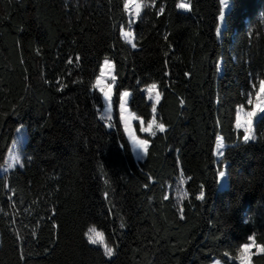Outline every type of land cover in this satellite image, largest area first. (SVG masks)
<instances>
[{"label":"trees","instance_id":"1","mask_svg":"<svg viewBox=\"0 0 264 264\" xmlns=\"http://www.w3.org/2000/svg\"><path fill=\"white\" fill-rule=\"evenodd\" d=\"M124 2L0 0V168L17 131L26 134L22 167L0 174V264H212L249 236L264 245V114L254 140L236 128L264 80V0H231L219 37L220 0H191L187 11L155 0L133 25L136 48L121 35ZM105 57L117 77L111 128L92 87ZM153 83L166 130L151 136L135 123L150 140L137 161L118 96L129 91L148 122ZM93 225L111 257L87 242Z\"/></svg>","mask_w":264,"mask_h":264},{"label":"snow or ice","instance_id":"2","mask_svg":"<svg viewBox=\"0 0 264 264\" xmlns=\"http://www.w3.org/2000/svg\"><path fill=\"white\" fill-rule=\"evenodd\" d=\"M220 3L224 6V8L229 7V0H220ZM131 5H134L135 8V17L140 18L141 11L145 7L155 6V0H152V5H148L144 2V0H125L124 2V8L127 9ZM178 9L183 10H190L191 9V3L190 0L186 2V0H180L179 3L175 5ZM165 9L163 7L159 8V12L163 13ZM220 21H225V13L224 11L220 12ZM134 21L131 19L129 20V26ZM222 34V30L220 27L216 28V35L219 37ZM121 35L125 38L126 42L131 45L132 48H136V43L133 42L134 39V33L131 31L128 32H121ZM167 39V37H165ZM79 57H77V60ZM71 63V61H69ZM115 64L112 63L109 58L105 57L103 60V64L99 66V75L96 76L95 83L92 85L94 89H98L99 93L102 94L103 100L105 102L106 107L104 108V111L106 113H111L113 108V86L117 82V77L115 75ZM110 81V82H109ZM259 91L256 93V100L255 103L253 102L252 98L249 96L247 99V103L249 105H252L251 110L247 111L246 114L242 117L240 114V111H237L236 115V127L237 128H243L244 129V135L243 140L244 142H248L250 140H254L255 136L251 135L253 131V121L254 118H258V114L264 113V80L259 81ZM252 87H255V85H252ZM157 85L155 83L149 85L147 87V93H148V99L152 100V106H151V113L152 118L147 122V125L145 126V122L142 118H138L135 116V114L132 115H126L127 109L125 107L127 103V98L131 95L128 91H123L118 96V105H119V120L123 121V130L125 133H127L129 140L132 144V150L134 152H140L144 155H147L148 153V147L150 144V140L148 139H141L139 136H137L133 130L132 121L139 119L140 121V132L142 133H148L151 136H156L157 131L163 133L166 130V126L163 123H158L156 119V105L160 103V97L161 94L159 92H155V96L153 97V92L156 90ZM243 105H240L239 108L243 109ZM105 117H101V119H104ZM107 127L111 128L113 127L112 124H108ZM219 143V138H218ZM219 155H223V153H219ZM14 165H20V157L14 156L12 158V164ZM219 177L221 180H223L226 177V172L221 170L219 172ZM183 181H181L182 183ZM107 195V194H105ZM197 200L203 201L205 199V193L204 191H200L199 195L196 197ZM181 212V218L183 216V209H180ZM124 225L121 224V227ZM87 237V242L90 245H103L104 248V255L107 257H111L113 255L114 249L112 247H109L108 244L105 241V233L103 231H99L95 225L89 227L87 229V232L85 233ZM248 240L251 241V243H244L239 248V256L237 259L241 262V264H251L252 261V249L255 247L257 252L264 253V245H257L255 241V236H249ZM216 264H220L219 261H216Z\"/></svg>","mask_w":264,"mask_h":264},{"label":"rangeland","instance_id":"3","mask_svg":"<svg viewBox=\"0 0 264 264\" xmlns=\"http://www.w3.org/2000/svg\"><path fill=\"white\" fill-rule=\"evenodd\" d=\"M186 2H188V0H186ZM190 3H191V0H190ZM222 5V4H221ZM230 6H231V0H229V7L228 8H224V6L222 5V11H224L225 15L226 13L229 11L230 9ZM143 10V9H142ZM183 10V9H181ZM183 11H187V10H183ZM126 13H127V24L125 27H122L121 29V32H128V31H131L133 32V25L134 23L138 20V18L135 17V8H134V5H131L129 8L126 9ZM142 13V11H141ZM132 20L134 21L131 26H129V20ZM220 20V18H219ZM219 27L221 28V30L224 29L225 27V21L224 22H221L220 21V24H219ZM123 37V36H122ZM124 38V37H123ZM125 39V38H124ZM133 42H134V39H133ZM111 61V60H110ZM112 62V61H111ZM113 63V62H112ZM220 71H221V66H220ZM259 81L260 80H256L252 83V85H255V87H251V89L248 91L247 93V99L249 98V96L252 98L253 102L255 103V100H256V93L259 91ZM110 82V81H109ZM149 86V85H148ZM146 86L144 88V91L146 92L147 94V97H148V93H147V87ZM113 89H114V86H113ZM129 92V91H128ZM155 92H159L158 91V87L156 88V90L153 92V97L155 96ZM130 93V92H129ZM129 99H130V96L127 98V103L125 105L126 109H127V112L125 113L126 115H132V114H135L134 112L131 111L130 107H129ZM104 101V100H103ZM152 101V100H150ZM153 102V101H152ZM106 107L105 105V102H104V106L101 110V117H105L103 120L106 122V124H112L113 122V108H112V112L111 113H106L104 111V108ZM251 107L252 105H249L248 103H246V105L243 107V109H240L238 107L237 111L239 110L240 111V114L241 116L243 117L247 111L251 110ZM264 113L262 114H258V118H254V121H253V131L251 133V135H254L255 136V131H254V128H255V124L257 122V120L263 115ZM136 117H138L136 114H135ZM140 118V117H138ZM151 120V119H150ZM139 122V119H136V120H133L132 121V126H133V130L135 132V134L137 135L136 131H135V123L136 122ZM144 121V120H143ZM145 122V121H144ZM158 122V121H157ZM159 123V122H158ZM122 125H123V121H122ZM147 125V122H145V126ZM237 128V127H236ZM238 130H241L243 132V135H244V129L243 128H237ZM158 132V131H157ZM126 136H127V139L128 141L130 142V145L132 147V144H131V141L129 140L128 138V135L127 133H125ZM144 134H148V133H144ZM139 136V135H137ZM140 137V136H139ZM141 139H144L142 137H140ZM218 138H219V143H218ZM217 138V141H216V147H215V156L217 158L218 161H220L223 157V155H219V153H223L224 151V148H225V143L223 142V139L221 136H218ZM243 139V137H242ZM26 142V134H25V130L24 129H19L16 133V136H15V140L13 141V144L9 150V153L7 154V158H6V162L5 164L0 168V174H4V173H7L9 171H11L12 169L16 168V167H22L20 165H14V166H11L10 165L12 164V158L14 156H19L20 157V161H21V164L23 165V157H24V151H23V148H24V144ZM133 154L135 156V159L137 161H142L145 159L146 155H144L143 153H140V152H134L133 151ZM223 171L226 172V165H223V168L221 169ZM220 170V171H221ZM219 171V172H220ZM227 186V180H226V177L221 180V178L219 177V187L220 188H224ZM247 243H251V241H248ZM258 245V244H257ZM98 246H102L103 245H98ZM252 252L253 254L254 253H259L257 252L256 248L254 247L252 249ZM239 256V249L238 251L236 252L235 255H228L226 258H227V261L224 263L220 260H214V262L212 264H216V261H219L220 264H241V262L239 261V259H237V257ZM253 256V255H252ZM251 264H253V262L251 261Z\"/></svg>","mask_w":264,"mask_h":264}]
</instances>
